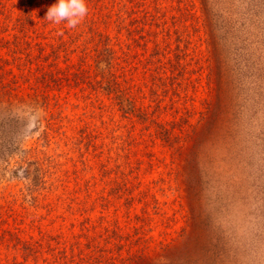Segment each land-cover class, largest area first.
I'll use <instances>...</instances> for the list:
<instances>
[{
    "label": "rangeland",
    "instance_id": "obj_1",
    "mask_svg": "<svg viewBox=\"0 0 264 264\" xmlns=\"http://www.w3.org/2000/svg\"><path fill=\"white\" fill-rule=\"evenodd\" d=\"M56 2L0 0V264L41 263L24 240L81 232L87 218L90 235L108 227L114 264H264V0H187L177 25V2L164 1L181 33L173 59L176 38L187 45V86L177 95L158 80L150 38L133 126L105 87L97 34L118 49L126 0H87L76 28L45 19Z\"/></svg>",
    "mask_w": 264,
    "mask_h": 264
},
{
    "label": "trees",
    "instance_id": "obj_2",
    "mask_svg": "<svg viewBox=\"0 0 264 264\" xmlns=\"http://www.w3.org/2000/svg\"><path fill=\"white\" fill-rule=\"evenodd\" d=\"M164 1L168 3L169 0H126L124 6H121L116 13L118 27L117 35L114 37V39L116 38L114 45L118 46V49L108 47L113 40L110 35L105 36L103 33H97L100 37L99 42L104 45L102 49L104 53L106 40V51L110 60L108 64L109 70L107 74L105 73V87H108L109 93L115 95V99L124 116L131 119L132 126L134 125L133 119L139 114L136 92L137 83L135 79L137 73V49L140 46H142V49H147L148 44L151 42L150 38H154L155 55L158 56V66L156 68L160 73H163L159 75L158 80L165 85L170 80L175 87L174 90L177 95H179V88L187 86L183 80L186 79L183 76L185 74L183 71L187 68V62L184 61L188 56L187 45L183 48L181 46V37L176 38L179 45L176 48L177 53L173 59V56H171L173 34L181 35V33L179 27L173 30L169 25L168 13L170 7L164 5ZM172 1L177 2V9L181 13L178 18L176 16L172 17L174 25H177V20L183 21L184 5L187 0ZM152 3H154V6H152ZM20 19L22 20V18ZM30 19H32V16H30ZM96 23L97 21L95 20L93 25L95 26ZM93 25L90 27V32H94L95 34L96 31ZM154 28L157 30L154 31ZM123 31L126 32L124 42L121 34ZM61 43L64 44V42ZM187 44L189 46L190 43ZM147 64H149V61H147ZM115 66L119 67V69L114 70ZM206 69L209 70L206 74V83L210 88L215 81V73L212 65H208ZM118 70L121 72L120 74H118ZM204 104L205 110L202 113V119L206 121L214 113V109L213 102L209 99H205ZM49 121L52 124L50 118ZM86 185L89 190L90 184L87 183ZM81 190V187L77 188L78 192ZM133 200V197H129L127 202L128 207L131 206ZM103 201V206L105 207V198H103ZM69 210L72 214L77 211L73 206H69ZM83 210L86 209L83 208ZM128 217L130 221L141 222L145 221L147 215L135 214L134 217H131L128 214ZM100 219L103 222L105 217ZM90 222L91 220L88 218L85 223L82 222L81 232L72 231L69 234L62 232L54 236L41 231L42 235L39 240H32V238L24 240L23 248L33 255L37 263L41 261L39 264H114L113 260L116 257L112 259L107 258V251L102 244L103 240L105 241V229L108 230V227H101L102 225L96 224L93 227L104 228V232L99 235H90L87 233ZM72 225L74 226V223ZM137 230L140 229L137 228ZM116 234L119 235V232L117 231ZM20 243L21 240L17 244ZM146 248H149V245L140 251V255L144 253Z\"/></svg>",
    "mask_w": 264,
    "mask_h": 264
},
{
    "label": "clouds",
    "instance_id": "obj_3",
    "mask_svg": "<svg viewBox=\"0 0 264 264\" xmlns=\"http://www.w3.org/2000/svg\"><path fill=\"white\" fill-rule=\"evenodd\" d=\"M87 0H57L46 13V20L54 24L65 23L76 28L88 15Z\"/></svg>",
    "mask_w": 264,
    "mask_h": 264
}]
</instances>
